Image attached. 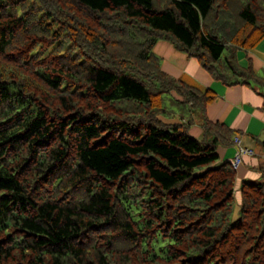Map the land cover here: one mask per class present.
<instances>
[{
    "label": "trees",
    "instance_id": "16d2710c",
    "mask_svg": "<svg viewBox=\"0 0 264 264\" xmlns=\"http://www.w3.org/2000/svg\"><path fill=\"white\" fill-rule=\"evenodd\" d=\"M263 38L264 0H0V264H264V163L235 218L237 132L154 51L264 96Z\"/></svg>",
    "mask_w": 264,
    "mask_h": 264
},
{
    "label": "crops",
    "instance_id": "0c3cea01",
    "mask_svg": "<svg viewBox=\"0 0 264 264\" xmlns=\"http://www.w3.org/2000/svg\"><path fill=\"white\" fill-rule=\"evenodd\" d=\"M154 51L162 58L163 70L175 78L190 76L203 86L212 89L217 99L206 108L205 115L196 114L195 123L190 127V134L198 139L204 138L205 116L214 123H221L236 131L243 143L255 150V154L245 155L237 169L235 214L239 212L241 203L240 187L244 180H258L262 176L260 166L264 163V154L259 152L258 140H264V96L256 89L246 85H225L215 80L196 58L189 57L168 41H159ZM238 62L242 67L252 66L264 76V38L250 50H239ZM167 122H180L170 119ZM235 144L219 145L220 163H231L237 154ZM264 165V164H263Z\"/></svg>",
    "mask_w": 264,
    "mask_h": 264
},
{
    "label": "built area",
    "instance_id": "2783aa9c",
    "mask_svg": "<svg viewBox=\"0 0 264 264\" xmlns=\"http://www.w3.org/2000/svg\"><path fill=\"white\" fill-rule=\"evenodd\" d=\"M233 143L237 146L238 149L236 156L232 160V164L234 168L238 169V167L243 162V157L245 155H253L255 151L253 148H249L248 146H246L242 141V137L238 134L234 136Z\"/></svg>",
    "mask_w": 264,
    "mask_h": 264
},
{
    "label": "rangeland",
    "instance_id": "374dc122",
    "mask_svg": "<svg viewBox=\"0 0 264 264\" xmlns=\"http://www.w3.org/2000/svg\"><path fill=\"white\" fill-rule=\"evenodd\" d=\"M165 121H168V119H165ZM249 148H251V147H249ZM254 151H255V150H254ZM254 154H255V153H254ZM254 154H253V155H254ZM250 156H252V155H250ZM236 208H237V207H236ZM237 217H238V214L236 213V214H235V218H237Z\"/></svg>",
    "mask_w": 264,
    "mask_h": 264
}]
</instances>
